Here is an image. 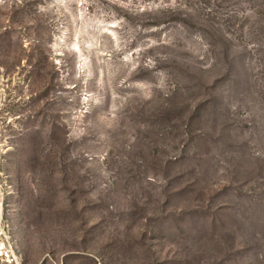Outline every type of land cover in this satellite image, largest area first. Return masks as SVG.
I'll use <instances>...</instances> for the list:
<instances>
[{
  "label": "rangeland",
  "instance_id": "obj_1",
  "mask_svg": "<svg viewBox=\"0 0 264 264\" xmlns=\"http://www.w3.org/2000/svg\"><path fill=\"white\" fill-rule=\"evenodd\" d=\"M0 264H264V0H0Z\"/></svg>",
  "mask_w": 264,
  "mask_h": 264
},
{
  "label": "bare ground",
  "instance_id": "obj_2",
  "mask_svg": "<svg viewBox=\"0 0 264 264\" xmlns=\"http://www.w3.org/2000/svg\"><path fill=\"white\" fill-rule=\"evenodd\" d=\"M3 247H0V250L2 249ZM3 250H4V248H3ZM0 253H1V251H0Z\"/></svg>",
  "mask_w": 264,
  "mask_h": 264
}]
</instances>
